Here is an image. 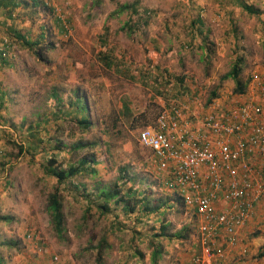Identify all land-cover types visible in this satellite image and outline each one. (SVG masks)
<instances>
[{"label":"rangeland","instance_id":"rangeland-1","mask_svg":"<svg viewBox=\"0 0 264 264\" xmlns=\"http://www.w3.org/2000/svg\"><path fill=\"white\" fill-rule=\"evenodd\" d=\"M42 1L46 7L19 5L11 20L0 11V49L7 63L0 62V264H151L153 245L160 247L158 264H185L198 250L197 218L163 187L165 172L136 140L147 125L140 117L130 119L141 114L152 126L161 109L187 100L194 120L211 101L228 103L234 83L224 75L238 55L246 83L253 73L264 74V5L244 0L262 9L257 15L235 0H139L137 20L127 10L115 12L117 3L133 0ZM8 26L30 39L42 27L48 46L42 59L20 46ZM99 50L112 54L123 71L104 68ZM75 91L88 107L87 132L60 116L71 109ZM33 133L41 140L32 141ZM79 138L98 141L89 150L94 172L70 178L76 187L59 185L58 234L46 207L55 179L42 166L55 153L61 167L76 161L83 150L67 149ZM58 140L64 146L59 152L53 149ZM114 181L160 204L162 213H123L110 203L99 214L94 202L88 210L85 201L96 199V187ZM259 211L235 248L241 264H264V207ZM161 225L164 236L153 237ZM180 229L185 238L173 237Z\"/></svg>","mask_w":264,"mask_h":264},{"label":"built area","instance_id":"built-area-1","mask_svg":"<svg viewBox=\"0 0 264 264\" xmlns=\"http://www.w3.org/2000/svg\"><path fill=\"white\" fill-rule=\"evenodd\" d=\"M234 94L194 120L187 100L175 102L136 134L165 172L163 187L197 218L198 250L185 264H223L264 203V74L253 73Z\"/></svg>","mask_w":264,"mask_h":264},{"label":"trees","instance_id":"trees-1","mask_svg":"<svg viewBox=\"0 0 264 264\" xmlns=\"http://www.w3.org/2000/svg\"><path fill=\"white\" fill-rule=\"evenodd\" d=\"M30 1V2H29ZM0 0V11L4 13L5 17L8 19H12V12L16 7L19 5H23V7H33V6H43L46 7L43 4L42 0ZM238 6H240L244 11H247L248 13H256V10L252 9L250 5H248L244 0H235ZM128 11L130 15H136V19L138 20L139 15V0H133L131 3H117L116 7V13H121L124 11ZM144 12L146 11L143 9ZM140 19V18H139ZM131 19H129L130 21ZM58 22V20H57ZM128 27L131 29V26L127 23ZM58 28L61 31V27L58 22ZM7 30L12 33V35L19 41L20 46H24L27 49L31 51V53L37 58L42 59V49L47 48L48 46L43 43L44 40V34L42 27H39V33L37 34L34 39H30L26 37V35L21 34L16 29L12 28L11 26L7 27ZM199 32H201V29H199ZM3 50L0 49V62L3 64H7L4 57H3ZM97 60L102 64L104 68L111 69L115 68L116 72H122L121 69H119L117 62L113 60V55L106 53L105 51L99 50L97 53ZM119 64V63H118ZM244 65L243 58L238 55L236 57L234 63L232 64L229 71L224 75V78H230L233 83V89L232 91L234 93H242L244 92L246 88V81L242 80L240 77V72L242 71ZM130 75L128 78H131ZM178 83L180 87H183L182 85V76L177 77ZM177 95V93H176ZM4 94L0 90V104L3 101ZM211 96H216L215 92H211ZM69 106L71 109L68 110H62V118H68L66 121L76 128L80 132H87L90 127L92 126L91 121L89 120V112L88 107L82 98L78 91H75L73 99L69 101ZM140 117V118H139ZM143 119V124L148 125V122L144 119V116L141 114L138 115H132L130 119V123H133L137 119ZM34 135V133H33ZM40 141L41 138L37 137L36 135L33 136L32 141ZM30 143V142H29ZM98 144V141L92 140L87 141L83 140L82 138H79L76 140L70 147H68V151L72 154H78L80 151L83 150L80 157L76 159V161L68 163L65 167H61L56 163V155L57 153L51 155L49 161L47 164L43 165L45 172L49 175H51L55 179V185L52 189V192L48 194L47 197V209L50 212L52 219L54 221V230L56 233L61 232V203L59 200V185L64 183L65 181L70 182L74 187H76L75 184H73L70 180L73 176L81 173H87L94 172L93 167L91 166V163H94V158L89 154V150L94 148ZM37 144H29L31 148H36ZM63 144L61 141H56L55 146H53V149L57 150L58 152L63 149ZM96 199H92L91 196L86 199V208L89 210V206L94 202L96 203V208L98 209L99 214H102L104 211H106L109 208L110 203L114 204L115 206H120L121 211L123 213H132L134 211H138L141 213H147L150 211H155L158 213H162L158 211V208L160 207V204H152L148 200L145 199V197H139V193L135 191V189L132 188V186H127L124 190L116 183V181L112 182V184L103 185L96 187ZM121 203V204H119ZM139 204H142V208H139L136 210V206L139 207ZM162 229L160 233H154L153 237L163 235V225L160 226ZM169 236V235H168ZM175 238H185L186 233L180 229L177 232L172 234ZM105 244L104 238L100 241V243L97 245L96 248V261L98 263V256L100 255L102 246ZM101 248V249H100ZM160 254V247L157 245H153L151 250V264H158ZM263 252H259L258 256H261Z\"/></svg>","mask_w":264,"mask_h":264},{"label":"crops","instance_id":"crops-1","mask_svg":"<svg viewBox=\"0 0 264 264\" xmlns=\"http://www.w3.org/2000/svg\"><path fill=\"white\" fill-rule=\"evenodd\" d=\"M261 3L264 5V0H261ZM260 10H262V9H258V7H257L255 14L259 15ZM256 36L258 37L259 35L257 34ZM262 207H264V203L262 205H260L258 208H256V211H255V214H254V217H253L254 220L252 218L251 221H248L247 224H246V226L240 231V233L238 235V239L239 240L242 239L243 236L246 234V232L248 231L247 229L250 228L254 223H256L257 220H255V218H256L255 215H257V212L258 213L260 212L259 209H262ZM237 243H236L235 248L238 246ZM235 248H233L234 250L231 249V250H229V251L226 252V254L224 255L223 264H233L234 262H237V264H238L240 262L239 261V259H240L239 254H240L241 250L235 251ZM239 264H241V263H239ZM251 264H254V263H251Z\"/></svg>","mask_w":264,"mask_h":264}]
</instances>
